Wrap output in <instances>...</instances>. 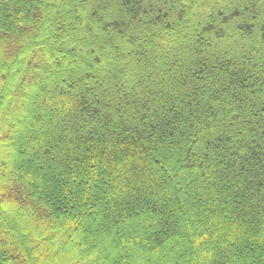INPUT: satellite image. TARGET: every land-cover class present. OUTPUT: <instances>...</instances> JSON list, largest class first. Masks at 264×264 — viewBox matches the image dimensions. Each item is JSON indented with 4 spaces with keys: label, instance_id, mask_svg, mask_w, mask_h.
I'll list each match as a JSON object with an SVG mask.
<instances>
[{
    "label": "trees",
    "instance_id": "obj_1",
    "mask_svg": "<svg viewBox=\"0 0 264 264\" xmlns=\"http://www.w3.org/2000/svg\"><path fill=\"white\" fill-rule=\"evenodd\" d=\"M0 264H264V0H0Z\"/></svg>",
    "mask_w": 264,
    "mask_h": 264
},
{
    "label": "rangeland",
    "instance_id": "obj_2",
    "mask_svg": "<svg viewBox=\"0 0 264 264\" xmlns=\"http://www.w3.org/2000/svg\"><path fill=\"white\" fill-rule=\"evenodd\" d=\"M52 257H54V252L53 253H51V254H46V255H43L42 257H40V258H42L43 260H47V259H52Z\"/></svg>",
    "mask_w": 264,
    "mask_h": 264
}]
</instances>
